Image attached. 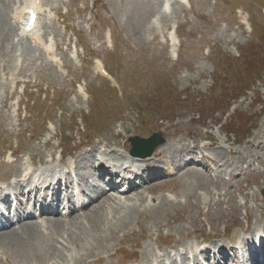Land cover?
Wrapping results in <instances>:
<instances>
[{"label":"rangeland","instance_id":"rangeland-1","mask_svg":"<svg viewBox=\"0 0 264 264\" xmlns=\"http://www.w3.org/2000/svg\"><path fill=\"white\" fill-rule=\"evenodd\" d=\"M251 2L252 4L247 7L255 24L253 33H250L249 28L247 30L240 29L236 25L238 20L234 15V8L236 6L243 8L246 6L247 0H192L191 9H186L185 5L174 1L171 4L174 7L172 13L170 10L163 11L161 3L159 4L157 0H100L95 10L94 24L99 28L111 25L117 38L115 50L106 55L109 67L111 68V64H113V70H117L120 77L122 76L126 88V102L135 117H137L136 109H138L139 112L142 110L145 112L144 117L165 118L166 120L161 119L162 121L157 122L158 126L151 124V122L147 124L138 122L130 125L118 109L114 94L108 90V83L94 76L90 69L68 78H62L55 72L44 71L41 73L39 83L49 82L56 88L54 99L58 105L49 108V116L57 119L59 112L56 110H63L61 119H65V128L63 129L62 136L64 138L62 140L67 151L73 148L72 140L74 139L69 120H75L74 114L70 116L68 114L77 111L76 106L86 110L91 107V113L87 118L91 131L100 134L103 130L107 136L112 134L114 145H120L118 138L121 137V134L114 133V130H122L119 126L122 121H124L122 127H129L126 137L135 134L147 136L146 128L149 125L151 129L159 130L163 138V146L156 151L158 153L153 158L158 160L157 157H161L165 151L179 146L180 148L175 149L172 154V160L179 162L184 161L186 152L188 155L192 151L190 149L195 150L197 148V146H189L191 142H196L199 145L204 144L203 139L197 138L202 135L209 141L205 145L206 150L202 149L201 154L197 152L195 156L202 159L201 155L206 154L209 158L211 156L209 152H212L215 156V165L222 164V170L230 168L229 172H231L230 180L225 183L231 186V190H227L226 197L221 199L217 195L218 199L216 198L215 201L211 200L210 192H208V198L198 197L195 201L196 191L212 185V180L209 178L210 172L204 168L200 170L192 165L186 166L184 164L181 169H177V171L179 169L181 172L185 171L184 175L176 182L163 185V189H172L178 196H184L188 199L186 204L174 206L164 200L159 206L146 208L139 212L134 206L136 203L126 205L122 201V203L117 204V199L110 198L111 194L108 191L109 197L105 196L104 200L95 201L96 204L94 205H92L94 201L89 204V209L85 213L86 217L82 218V220L86 219L85 222L80 221L79 217L78 220L73 217L67 223L68 228L60 225V220L58 221L59 225H51V228H56L57 231L63 232L64 230L61 236L66 237L67 234L70 236L69 240L72 239L73 235H70L71 232L68 233V231L78 227L83 234L79 237L75 236L73 240L82 246V252L79 253L80 258L86 253L91 255L94 252H96L93 254L95 257L106 256L119 248L115 256L106 259L105 262L107 263L104 262V264H131L134 259L143 264H149L150 261L154 260V253H156L155 246L152 247L154 243L159 244L162 241L163 243L160 245L176 246V244L179 245L189 240H206L207 236L213 235L214 231L200 220L203 215L206 219V213L203 211L206 210L205 207L210 208L212 206L211 202L217 201V205L212 206L211 212L213 214L208 218L214 229L218 230L217 227L226 224L228 219L236 217H238L237 220L240 219L243 216V210L241 211L240 208L248 209V202L250 200L256 201L255 196H250L244 191L245 187L242 184L244 176L241 175L245 172L243 171L244 164L246 168V164L251 166L255 161L264 165V72L260 75V81L255 83L253 80L257 69L258 71L264 69V17L260 13L261 7L264 6V0H251ZM159 7L160 13H158ZM155 15H159L162 26H168L172 21H176L180 25L183 44L180 47L177 61L171 59L166 44L160 39L150 41L148 47L141 41L145 40L146 43L152 36H155V33L149 28L150 19ZM1 17L0 26L3 24L1 28L4 29V17L2 15ZM126 41H129L132 47L129 51L124 46ZM89 42L92 48H104L102 45L98 46L102 39L97 33L91 35ZM207 50L210 51L208 54L206 53ZM239 52L241 53L239 59L243 58L244 61L251 63L241 71L237 70V66H241L242 63V60H237ZM252 52L259 53L260 58L254 57ZM35 55L34 52L26 53L27 60L25 59L24 62L26 66L23 67V70L21 67L17 68L18 71H21L20 76L22 78L29 75L28 73L37 67L39 60L31 59ZM228 55L235 59H231ZM9 69H13V66H10ZM81 77H84L89 83L91 97L88 101H84L80 97L77 100H72V95H76L74 82ZM158 83H165L159 89L160 93L156 86ZM252 83L253 85H250ZM249 87L251 90L248 92L249 96L246 100L241 98L235 103V106L241 110L243 120L246 115L255 114L256 116L246 126L243 125L244 131L234 137L229 134H226L225 137L216 128L213 131L218 137L212 132H205L207 126L202 125L207 123L210 126L216 119L220 121L222 113L228 109L227 97L237 96L244 92V89L249 90ZM2 95L3 89L0 88V98ZM198 100L199 102H196ZM97 103L103 104L102 107L97 108ZM132 103H134L133 106ZM198 114L199 116H197ZM41 122L40 116L31 112L27 119L21 120L20 125H17L16 120L10 117L6 107L1 106L0 161L3 154L8 153L7 150L14 147L15 143L19 144L18 149L21 151H28L29 148L32 150L31 152L36 153L37 148L45 155L49 153L52 150L51 147H44L43 143H37L36 140L26 141L25 134L27 131L36 134L37 130L43 129V126L39 125ZM221 122L223 121L221 120ZM242 124L234 121L231 125L227 123L226 126L239 129ZM189 135H192L191 138H196L190 139ZM224 143L227 144V147L224 146ZM47 144L49 145L50 142L48 141ZM96 144L98 145L97 142ZM105 147L111 149L109 140L105 142ZM181 148L184 149L180 151ZM87 149L83 148L82 150ZM176 151L178 153L173 156ZM245 153H247L246 156H244ZM31 155L33 156V154ZM37 155L40 156L41 154L38 153ZM88 156L95 158L94 153H89ZM227 156L236 159L233 166L228 165L225 161L228 160ZM221 160H223L222 163ZM229 162L234 163L235 161ZM11 166L1 168V171L7 170L15 174L16 167L12 169ZM77 166L80 168L81 162H78ZM210 169L213 174L217 172L216 167ZM92 174L93 171L90 175ZM222 176L227 177V174L222 173ZM260 178H264V171L260 172L257 181H253L260 185ZM163 189L160 190L157 186L150 189L154 201L157 202L162 197L167 198ZM238 194L244 198L242 204L237 201ZM139 195L138 201H146L142 197L144 196L143 192L139 194L134 191L127 196L136 198ZM261 195L264 196V194ZM112 204H116V206H111ZM148 204L151 205V203ZM92 208L96 209L95 212L98 217L91 216V220H88L87 217H89ZM101 217L105 220L104 222L101 221ZM247 217L251 218L250 213L247 214ZM84 224L89 228H84ZM113 224H115V228ZM29 226L36 229L33 224H29ZM96 226H98L97 229ZM21 229L25 230V227ZM55 230H53L54 233ZM228 231L230 234L233 233L234 227ZM29 236L28 234L24 235V237ZM46 239L49 241L52 239L54 242L53 236ZM87 239L91 244L87 243ZM60 241L63 242V239ZM136 244L139 246L135 247ZM5 245L8 250L11 243L8 245V241H6ZM90 246L93 247L92 252H90ZM75 250L78 251V248ZM12 253L18 256L14 248ZM46 255H54L53 262L63 259L62 251L57 248L56 252L50 251ZM83 259H77L71 264H82ZM28 261L33 263L44 260L43 258L31 257ZM1 264L5 263L2 261Z\"/></svg>","mask_w":264,"mask_h":264},{"label":"bare ground","instance_id":"bare-ground-1","mask_svg":"<svg viewBox=\"0 0 264 264\" xmlns=\"http://www.w3.org/2000/svg\"><path fill=\"white\" fill-rule=\"evenodd\" d=\"M1 15L4 17V15L3 14H1L0 13V17H1ZM2 18V17H1ZM4 20V30L5 29H7V28H9L10 27V25H9V22H8V19L6 20L5 19V17L3 18ZM3 25V24H2ZM1 25V26H2ZM3 53V52H2ZM246 137V136H245ZM104 146H105V143H104ZM195 146V145H194ZM193 147V146H192ZM97 148H98V145L96 144V143H93V144H91L90 146H89V148L87 149V150H82L83 148H80L79 150H77L75 153H74V157H75V168L76 169H80L81 167H84L85 166V164L87 163V162H91V160H92V162L94 161V157L92 158V156L91 157H89L88 155H89V153H94L95 154V152L97 151ZM106 148V147H105ZM188 148H191V147H188ZM187 148V149H188ZM108 149V148H107ZM182 149H184V148H181L180 149V151L182 150ZM190 150H194V149H190ZM158 152H156V153H154V156L157 154ZM178 153V151H176L175 152V154L173 155V156H176V154ZM101 154V153H100ZM102 157H104V155H105V153H102ZM153 156V157H154ZM166 155L165 154H163L161 157H157V159H160V158H162V157H165ZM185 157H187V152L185 153V155H184ZM31 157H33L32 155H31ZM105 158V157H104ZM142 159V158H141ZM186 158H184L183 160H185ZM78 160V161H77ZM142 161H144V162H146L145 160H142ZM78 162H81V167L80 168H78V166H77V163ZM253 163V162H252ZM251 163V164H252ZM101 165V162H100V160L98 161V165L94 168V171H93V174L92 175H96V176H99V174H97V171L99 170V166ZM247 165V167H250V164L248 165V164H246ZM203 168L204 169H206L207 171H209V169H207V168H205V166H203ZM218 168L220 169V170H222V164H220L219 166H218ZM23 171H25V168H23V170H22V172ZM152 170L151 169H149V168H147V167H144V168H142V170H141V174L142 175H146V174H149L150 172H151ZM159 171H161V175H159V178H162V177H164V176H166V172L165 171H163V170H160L159 169ZM244 171V170H243ZM264 171V170H263ZM178 173H179V171H177ZM210 172V171H209ZM27 174V172L26 173H24L23 174V176H25ZM229 174H231V172H229ZM246 174V171L244 172V173H241V175L242 176H244ZM22 175V174H21ZM156 174H150V179H152V180H154V179H156L157 177V175L155 176ZM77 176H78V178H80L82 175L79 173V172H77ZM84 176V175H83ZM231 177V176H230ZM230 177L227 179V180H223V179H219L218 181H215L214 183L216 184V186H218V185H223L224 186V193H223V195H221V194H218V193H216L218 196H219V199H221L222 197H226V191L227 190H231V186H229V185H227V184H225L226 183V181L228 182L229 180H230ZM100 178H102V176L100 175ZM171 180H168V179H165V180H161L160 182H158V184L157 185H160V186H162L163 187V185H165V184H167L168 182H170ZM107 182H108V184L110 185V187L111 188H113V187H116L118 184L120 185V184H124V185H126L127 187H126V189H128V188H131L132 190H134V191H138V190H140V188H138V187H141V184H137V182H135L134 180H131V179H122V178H118V179H116L115 180V182L114 181H112L111 179H108L107 180ZM117 182V183H116ZM18 183H21V181L19 180L18 181ZM149 183V180L148 181H146V182H144V184L146 185V184H148ZM93 186L92 185H90L89 186V188H92ZM89 191V190H88ZM141 192H143V191H141ZM140 192V193H141ZM211 193V192H210ZM110 194V193H109ZM128 194H130V192L129 191H127V190H125L124 192H123V198H125V199H134L132 196L131 197H129V196H127ZM138 195V194H137ZM105 196H108V190H105V189H101L98 193H97V197L96 198H94L93 200H91V203H92V205H94V204H96V202L95 201H100L101 199L102 200H104L105 198ZM112 196V195H111ZM110 196V198H113V200H115V199H119V197H117V196H113V197H111ZM218 196H217V199H218ZM109 197V196H108ZM143 198H144V200H146V197L145 196H142ZM141 197V198H142ZM109 198V199H110ZM211 198H212V193H211ZM101 200V201H102ZM143 200V199H142ZM140 201V200H139ZM117 202V201H116ZM217 202V201H216ZM216 202L215 203H213V202H211L212 203V206L213 205H217L216 204ZM226 202V201H225ZM99 203V202H98ZM118 203V202H117ZM136 203V202H135ZM161 204V201H159V203H157L155 206H159ZM210 207V208H206V211H205V213H206V220L209 222V216L210 215H212L213 213L211 212V208H213V207ZM225 206V205H224ZM93 208H95V207H93ZM90 209V210H92V211H90V215H89V217H87V219L88 220H91V216H94V217H98V215H97V213L95 212L96 211V209ZM146 208H144L142 211H144ZM203 209V208H202ZM142 211H140L139 210V212H142ZM204 212V211H203ZM248 213H250V215H251V218L249 219L248 217H247V219H248V222L249 223H252V220H253V218H254V216L252 215V213L250 212V211H248L247 212V214ZM121 215V214H120ZM71 216V218H70V220L69 221H71L72 220V218L73 217H75L77 220H78V216H76V215H70ZM115 216V215H114ZM116 217V216H115ZM124 217V216H123ZM264 217V208H262L261 209V212H260V214L258 215V216H256L255 217V220H256V222H260V220L262 219ZM80 218V217H79ZM84 218V217H83ZM50 222H52V224L53 225H55V226H57V225H59L58 224V221L59 220H51L50 218L48 219ZM69 221H66V222H60V225H63L64 226V228H68V222ZM101 221L102 222H104L105 220H103L102 219V217H101ZM100 221V223H102ZM100 223H99V228H100ZM110 223H111V221H110ZM138 223V222H137ZM210 223V222H209ZM45 224V222H42L41 223V225H44ZM52 224H47V226L48 227H52L51 225ZM211 224V223H210ZM212 225V224H211ZM226 226H228L229 225V219L227 220V223L225 224ZM34 227H35V225H33ZM77 226V225H76ZM83 227L84 228H89V227H87L85 224L83 225ZM112 227V226H111ZM113 227L115 228L116 226H115V224H113ZM91 228V227H90ZM98 228V226H96V229ZM218 228V227H217ZM54 230L56 229V228H53ZM104 230V229H103ZM215 230L217 231V229L215 228ZM63 232H64V230H63ZM71 232V231H70ZM25 234H28V235H31L32 234V236H31V238H30V240L29 241H27V237H26V239H24L23 237H24V235ZM73 235V237H72V239H71V241H72V247H70V248H68V250L67 249H65L67 252H70V251H72L73 249H74V247H75V245H78L77 244V242L76 241H74L73 240V238L75 237V236H77V237H79V236H81V234H83L81 231H79V229H78V227H77V229L76 230H74V231H72L71 233H70V235ZM64 236V235H63ZM68 237H70L69 235H68ZM47 237H43V235H41L39 232H38V230L37 229H33L32 227H30L29 225L28 226H26L25 227V230H23V229H21L20 231H18L17 230V232H13V231H8V232H5L4 233V237H3V240H6V241H8V245L11 243L12 245H11V248L13 247L14 249H15V253H17V255L18 256H16V255H13V258L14 259H19L21 262H19L18 264H63V262H62V260H60V261H55V262H53V259H55L52 255H46V253H48V252H50V251H54V252H56V247L54 246V244H53V241H52V239H50V241H49V239H46ZM76 239V238H75ZM62 242V241H61ZM64 245H67V243H68V241L67 240H65V239H63V242H62ZM215 245V244H214ZM213 245V246H214ZM10 246V245H9ZM13 248H12V250H13ZM7 252V250L5 251V252H3V253H6ZM259 254H260V256L262 257V263L264 264V247H261L260 248V250H259ZM219 255H220V257L221 258H225V251H220V253H219ZM20 256V257H19ZM43 256V257H42ZM31 257H34L35 259H40V258H43V260L44 261H41V262H39V261H37V262H29L28 260L31 258ZM58 258V257H57ZM180 258H182V257H180ZM51 260V261H50ZM50 261V262H49ZM252 262H253V259H252Z\"/></svg>","mask_w":264,"mask_h":264},{"label":"trees","instance_id":"trees-1","mask_svg":"<svg viewBox=\"0 0 264 264\" xmlns=\"http://www.w3.org/2000/svg\"><path fill=\"white\" fill-rule=\"evenodd\" d=\"M255 59V58H254ZM244 62H246V61H244ZM251 63H249V62H247L246 64H243L242 66H240V71L242 70V69H245L248 65H250ZM245 65H246V67H245ZM239 67H237V69H238ZM260 75V70L258 71V69H257V71L255 72V74H254V76L253 77H258ZM253 80H255V79H253Z\"/></svg>","mask_w":264,"mask_h":264}]
</instances>
